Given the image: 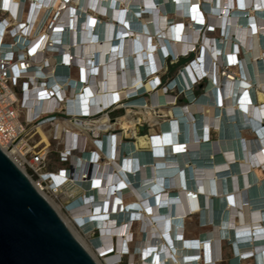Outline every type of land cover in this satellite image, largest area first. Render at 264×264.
Returning <instances> with one entry per match:
<instances>
[{
	"label": "bare ground",
	"instance_id": "1",
	"mask_svg": "<svg viewBox=\"0 0 264 264\" xmlns=\"http://www.w3.org/2000/svg\"><path fill=\"white\" fill-rule=\"evenodd\" d=\"M5 1L11 9L31 6L34 21L43 15L47 22L60 7L50 45L60 54L71 51L78 58L70 61L76 68L82 60L73 91L81 96L69 100L54 81L49 92L35 98V115L94 114L113 102L125 110L117 124L108 117L94 122L96 133L116 127L122 133L96 145L117 164L108 169L105 161L101 175L88 184L76 182L73 192L82 193L71 208V225L81 227L82 234L97 228L100 237L88 245L59 206L44 197L95 264H121L126 255L127 264H221L223 243L231 247L226 264H264V163H259L264 158V0ZM206 28L215 29L218 37L205 33L202 50L194 52L200 61L190 67L191 76L207 78L206 90L194 106L181 109L164 94L175 91L193 102L187 77L176 75L157 91L159 79L153 74L165 56L175 58L201 46ZM42 38L40 32L30 42ZM50 60L61 65L69 59L50 55ZM138 96L143 98L126 101ZM37 134L52 155L64 145L73 148L69 138L49 141L40 130ZM128 134L134 143L121 158L118 147ZM67 157L73 172L97 160ZM101 179L105 189L97 182ZM194 215L211 229L187 239L181 232ZM110 249L114 256L101 255Z\"/></svg>",
	"mask_w": 264,
	"mask_h": 264
},
{
	"label": "built area",
	"instance_id": "2",
	"mask_svg": "<svg viewBox=\"0 0 264 264\" xmlns=\"http://www.w3.org/2000/svg\"><path fill=\"white\" fill-rule=\"evenodd\" d=\"M10 3L5 0H0V150L25 175L43 198H48L53 204L58 205L62 216L71 219V213L74 211L71 208L77 204L78 195L82 193L79 190V193L76 195L73 194L77 187L76 182L77 184H88L93 176L98 177L101 175L100 165L102 163H105V161L110 163L105 151L101 152L96 145L97 143H101L105 138L114 139L115 136L112 135L114 129L105 133H96L94 122L108 117V120L113 123L110 120V115L116 111V107L119 105L113 102L106 108L98 112L96 111L94 114L82 112L78 116H61L48 112H41L39 115H35L33 112V109L36 107V103L34 102L35 98H39L40 96L38 95L42 93L49 92L54 87H50L51 84H54V81L55 84L61 85L64 92L69 93V100H72L74 96H81V91L77 93H73V91L75 89V80L80 79L82 75V60L79 59L80 64L76 68V64L70 61L72 59L77 60L78 58H75L71 51L69 52L67 50L64 53L61 51L62 53L60 54V51L58 52L50 45L52 42L50 40L51 33L54 34L58 30L59 14L62 12L59 9L60 7L55 12L56 14L54 16L52 15L53 17L48 16L50 17L49 20L44 22L43 15L40 19L34 21L36 15L32 18L33 12L31 6L25 9V4L23 6L15 4L11 9L9 8ZM25 12L28 17L26 19L24 17ZM214 30L206 28V31L204 30L199 38V44L201 46H197L193 51L178 54L175 58L172 55L165 56L161 66L154 72V77L163 72L168 66L167 63H169V66H174L179 60H185L193 56L192 61L188 62L185 68L179 70L177 76H185V78L187 77L188 84L191 83V87L189 90L187 89V92H195L199 84L205 86L207 78L203 74L201 79L195 73L191 76L190 67H193L196 62L200 61L195 59L196 55L194 52L198 49L202 50V39L206 35L205 33L212 34ZM40 32L43 33L42 40L32 45L30 41ZM50 55H57V58L64 57L66 60H69L66 64L53 65L52 60L54 59L50 60ZM91 61L89 60L88 63H91L92 70L96 71V67L93 66L94 64ZM223 74L224 72H222ZM153 75H148L144 80H150ZM95 77L94 75L93 78ZM145 81L142 83L147 85ZM81 86L85 88L87 85L84 84V86ZM39 87L41 92L37 93L36 91ZM160 88L155 87L157 91H160ZM205 90L206 88H204L203 93H205ZM169 92H165L164 95L171 97L176 106L177 98L174 95H169ZM201 95H192L193 102L191 103L184 97L185 105H182L184 107L181 109H185L190 105L194 106ZM138 99L139 96L129 97L126 101L133 102ZM48 100L46 97L45 101ZM64 124L68 127V130L63 128L62 125ZM44 129H50L52 131L53 135L50 141H65L69 138V141L73 144V148H67L64 145L61 153L55 155L50 154L47 148L41 144L37 134V130L42 131ZM59 130L60 137L59 135L57 136ZM36 139L39 141L36 142ZM128 144L125 143L118 147L121 158L127 157L125 147ZM67 153L70 156L76 155L79 159L87 155L95 156L97 160L95 163L89 161L79 172H73L71 166H67ZM115 164H117L116 161L111 162L108 169L111 167L114 168ZM55 167L60 175L58 177L59 179H56L57 175L54 173ZM95 168L97 171H94ZM97 182H99V186L103 187L105 185L104 183L103 185L101 184L102 179ZM104 182L106 181L104 180ZM102 189H105V187ZM72 225L75 226L73 223ZM124 225L127 226L128 222ZM80 228L77 226L76 229L81 230ZM130 228L131 225L129 224V230ZM79 232L82 234V231ZM181 233L184 234L183 229ZM85 235L94 237L93 240L100 237L97 228L89 230ZM129 251L132 250L130 249ZM101 255L106 258L112 255L114 256L115 253L110 249ZM124 258H127V255Z\"/></svg>",
	"mask_w": 264,
	"mask_h": 264
},
{
	"label": "water",
	"instance_id": "3",
	"mask_svg": "<svg viewBox=\"0 0 264 264\" xmlns=\"http://www.w3.org/2000/svg\"><path fill=\"white\" fill-rule=\"evenodd\" d=\"M0 264H95L1 150Z\"/></svg>",
	"mask_w": 264,
	"mask_h": 264
},
{
	"label": "rangeland",
	"instance_id": "4",
	"mask_svg": "<svg viewBox=\"0 0 264 264\" xmlns=\"http://www.w3.org/2000/svg\"><path fill=\"white\" fill-rule=\"evenodd\" d=\"M70 0H68L67 1V3H65L66 5H68ZM216 33V32H215ZM207 34V36H209V37H218V35L217 34ZM195 59H196V57H195ZM175 66V65H174ZM187 66V64L184 66V67H182V68H185ZM182 68H180L179 70H181ZM179 70L177 71V73H176V75L178 74V72H179ZM166 71H167V67L163 70V72L160 74V75H158L156 78H158L159 80L166 74ZM169 82V81H168ZM164 88V86L163 87H161L160 89H163ZM204 86H202V85H200L199 84V86L197 87V94H195V92H193L192 91V94L193 95H199V94H202L203 93V90H204ZM169 95H174V96H176V98H177V102H176V107H179V108H181V107H184V106H182V102L183 101H185L184 100V97L182 96V95H179V94H177L175 91H170L169 93H168ZM144 98H145V100H147V103H148V105H149V101H150V98H151V96L150 95H146V96H144ZM121 106H117L116 108V111L115 112H113L111 115H110V120L114 123V124H117V122H118V120L120 119V118H122V117H124L125 116V110L124 109H121L120 108ZM135 111H137V110H135ZM155 111L156 112H158V110H157V108H155ZM170 118H168V119H164V120H169ZM162 122V121H161ZM264 124V123H263ZM140 128L138 129V133L141 135V134H143V131H141L140 129L142 128V125H140L139 126ZM43 134H44V136L46 137V139L47 140H51V138H52V135H53V133H52V131L50 130V129H44V130H42L41 131ZM122 133L120 132V130L116 127L114 130H113V133H112V135L113 136H119V135H121ZM248 137V136H247ZM249 137H255L252 133H249ZM257 140V139H256ZM37 141H39L38 139H36V142ZM125 143H129V144H131V143H134L133 142V139L130 137V135H128L127 137H125V138H123V137H121V144L120 145H122V144H125ZM148 151H151V149L150 148H148V149H146V150H143V152L145 153H147ZM142 152V153H143ZM72 156H75L77 159H79V157L78 156H76V155H72ZM263 173H264V170H263ZM81 195V194H80ZM64 219H66L65 217H64ZM67 219L69 220V223H70V225H71V219L70 218H68L67 217ZM72 226V225H71ZM72 228H73V230L77 233V234H79L84 240H85V242L88 244V245H91V241L93 240V238L94 237H90V236H87V235H85V234H81L76 228H75V226H72ZM211 228L209 227V225H207V224H201L200 223V221H199V216H197V215H194V216H191V217H189L188 219H187V221L185 222V229H184V237L185 238H187V239H191V238H194L197 234H199L201 231H207V230H210ZM130 250V249H129ZM94 252L96 253V255L98 256V260L101 262L102 261V259H101V255H99V253L98 252H96L95 250H94ZM230 256H231V247H229V245L228 244H222V263L221 264H226L227 263V260L230 258ZM121 264H127V261H126V258H124V260L122 261V263Z\"/></svg>",
	"mask_w": 264,
	"mask_h": 264
},
{
	"label": "trees",
	"instance_id": "5",
	"mask_svg": "<svg viewBox=\"0 0 264 264\" xmlns=\"http://www.w3.org/2000/svg\"><path fill=\"white\" fill-rule=\"evenodd\" d=\"M192 59H193V56H190L185 60H179L175 66H169V63H167L168 66H167L166 74L159 80L156 87H162L168 81L172 80L176 76L177 71L180 68L184 67L188 62L192 61ZM195 94H197V89L195 90ZM182 105H185V101L182 102ZM259 163H264V158L262 156L259 159Z\"/></svg>",
	"mask_w": 264,
	"mask_h": 264
}]
</instances>
